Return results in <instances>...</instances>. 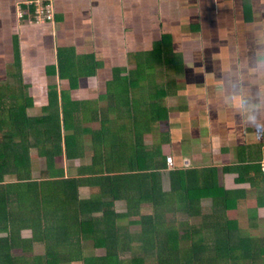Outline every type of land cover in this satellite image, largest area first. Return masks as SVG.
<instances>
[{
	"label": "trees",
	"instance_id": "trees-1",
	"mask_svg": "<svg viewBox=\"0 0 264 264\" xmlns=\"http://www.w3.org/2000/svg\"><path fill=\"white\" fill-rule=\"evenodd\" d=\"M22 7L23 17L36 21L35 7ZM13 38V71L0 81V264H264V236L234 218L247 191L222 186L215 167H170L161 143L143 141L152 125L168 119L164 86L158 104L147 101L146 88L157 64L170 63L165 48L139 58L128 73L115 69L105 105L71 98L100 64L59 49L46 69L48 104L32 114ZM58 80L70 88L60 89ZM138 117H145L141 135ZM96 120L102 130L91 127ZM33 152L46 161L38 177ZM57 158L71 162L69 172ZM259 162L251 182L264 206Z\"/></svg>",
	"mask_w": 264,
	"mask_h": 264
},
{
	"label": "crops",
	"instance_id": "crops-1",
	"mask_svg": "<svg viewBox=\"0 0 264 264\" xmlns=\"http://www.w3.org/2000/svg\"><path fill=\"white\" fill-rule=\"evenodd\" d=\"M31 5L35 18L49 5L53 20L20 18L22 6ZM15 34L35 106L48 104L46 69L59 49L100 64L71 98L105 105L115 69L128 73L139 58L165 48L170 63L157 64L146 88L147 101L158 104L164 86L168 119L152 125L143 141L161 143L176 168L215 167L222 186L247 191L234 218L264 236V206L251 182L255 162L264 164V0H0V81L13 71ZM61 82L60 89L70 88ZM137 90L142 96L145 87ZM138 118L141 135L145 117ZM90 125L102 130L97 120ZM247 163L254 167L244 169Z\"/></svg>",
	"mask_w": 264,
	"mask_h": 264
},
{
	"label": "rangeland",
	"instance_id": "rangeland-1",
	"mask_svg": "<svg viewBox=\"0 0 264 264\" xmlns=\"http://www.w3.org/2000/svg\"><path fill=\"white\" fill-rule=\"evenodd\" d=\"M53 20V19H52ZM2 78V81L4 80V79H6V78H4V76L3 77H1ZM11 78V77H10ZM9 79V78H8ZM12 79V78H11ZM10 80V79H9ZM59 82H61V80H59ZM61 84H62V82H61ZM18 86H19V84H18ZM23 86L24 87H26V90H27V88H28V86H27V83H26V80L23 78ZM32 94L33 93H37V91H32L31 92ZM76 93V92H75ZM28 95L30 96V92H29V90H28ZM44 105H37L36 106V108H34V109H31L30 110V113H32V114H36L37 112H39L41 109L40 108H42ZM146 125V124H145ZM143 126V125H142ZM144 127V126H143ZM34 153V152H33ZM33 156H34V160L36 161V163H37V165L34 167V169H33V176L34 177H38L39 175H40V171L42 170V169H45L46 168V161H45V158H40V157H38L37 156V154L36 153H34L33 154ZM57 164H58V166H65L66 167V170L68 169H70L71 167V162H69V160H67L66 158H57ZM163 187L165 188V189H168V188H170V185H169V178H168V174H164V183H163ZM90 193V191L88 190V189H86V188H83V190H82V195L83 196H88V194ZM242 213H246V211H244V212H242ZM253 215V214H252ZM241 221V220H240ZM245 221H247V220H245ZM245 225V228H247V226L246 225H248V223L247 222H245V223H242V226H244ZM258 232H259V230H258ZM96 254L97 255H102V254H104V250H99V249H97L96 250Z\"/></svg>",
	"mask_w": 264,
	"mask_h": 264
},
{
	"label": "built area",
	"instance_id": "built-area-1",
	"mask_svg": "<svg viewBox=\"0 0 264 264\" xmlns=\"http://www.w3.org/2000/svg\"><path fill=\"white\" fill-rule=\"evenodd\" d=\"M19 16L20 17L24 16L23 11L19 13ZM52 18H54L53 9L48 5L47 7H44L41 12L40 11L37 12L36 21L45 22V20H51ZM168 163L170 167L174 166L175 163H173V157H168ZM263 169H264V164H263Z\"/></svg>",
	"mask_w": 264,
	"mask_h": 264
},
{
	"label": "clouds",
	"instance_id": "clouds-1",
	"mask_svg": "<svg viewBox=\"0 0 264 264\" xmlns=\"http://www.w3.org/2000/svg\"><path fill=\"white\" fill-rule=\"evenodd\" d=\"M251 118V117H250Z\"/></svg>",
	"mask_w": 264,
	"mask_h": 264
}]
</instances>
